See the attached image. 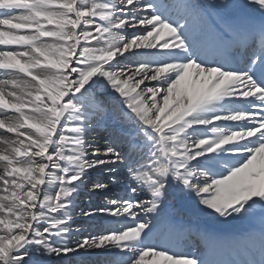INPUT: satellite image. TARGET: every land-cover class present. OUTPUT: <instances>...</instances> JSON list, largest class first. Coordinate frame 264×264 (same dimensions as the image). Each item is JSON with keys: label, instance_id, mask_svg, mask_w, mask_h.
I'll list each match as a JSON object with an SVG mask.
<instances>
[{"label": "snow or ice", "instance_id": "1", "mask_svg": "<svg viewBox=\"0 0 264 264\" xmlns=\"http://www.w3.org/2000/svg\"><path fill=\"white\" fill-rule=\"evenodd\" d=\"M246 3L264 12V0ZM169 7L163 0H0V71L30 78L0 80V110L16 114L0 118V129L16 136L0 140V264H28L32 247L56 258L107 250L127 254L123 264L150 255L153 264H203L148 243L171 185L225 220L264 209V46L243 66L210 61L190 40L187 16L173 19ZM135 29L142 32L126 36ZM259 33L264 40V25ZM133 53L137 61L122 62ZM99 88L120 100L111 117L104 100L94 109L86 102ZM123 118L135 122L142 146L131 136L124 148L86 145V131ZM131 155L138 160L127 165L128 195L145 190L150 198L82 210L84 218L131 224L70 243L79 231L68 227L71 209L88 174H118ZM57 184L46 194L45 185Z\"/></svg>", "mask_w": 264, "mask_h": 264}, {"label": "bare ground", "instance_id": "2", "mask_svg": "<svg viewBox=\"0 0 264 264\" xmlns=\"http://www.w3.org/2000/svg\"><path fill=\"white\" fill-rule=\"evenodd\" d=\"M192 1H194V0H192ZM226 1L227 0H224L225 3H226ZM101 2H106V0H101ZM220 2H221V0H218V3H220ZM220 5L221 4H219L218 8L221 11H228V8H223ZM141 32H142V30L135 29V30H128L127 33H125V34H126L127 37H129V35H135V34L141 33ZM1 50H3V49H1ZM12 50H14V49H12ZM138 57L139 56H138L137 53H133V54H131V55L128 56L127 61H123V58H121V59H122V62L133 63V62L137 61L136 58H138ZM16 78H22L23 80H29L30 79L29 77H21L20 74H15V73H13V74H7V73H4L3 71H0V80H2V79H9V80H11V79H16ZM6 90H9V89H6ZM95 93H100V94H102V96L105 95L104 97L109 98L112 102H119L120 103V100L118 99V97H116L115 95L110 94L104 88L97 89L95 91ZM5 115H7V116H13V115H16V114H14V113H4L3 110H0V118H3ZM24 131L28 132V131H31V130L25 129ZM91 131L92 130L86 131L84 135L85 136L88 135L89 136L88 137L89 139H91V137H92V139H94V141L92 139L91 140H85L86 145L87 144L94 145V146H96L97 148H100V149H105V147L107 145H109V144H114L115 146H119V147H121V146L127 147L128 137L124 138L121 134H118V136L117 135L112 136V133L111 134L108 133V135L107 134H102L104 137L101 136V137H99L100 139H97L93 135L94 133L97 134V132H91ZM106 136H108V138H110L109 144L106 143L108 141V139L107 140L105 139ZM14 139H16L15 134L8 133L5 130L0 129V140H14ZM25 143L27 144V141H25ZM142 143H143V141L140 142L139 147L142 146ZM4 147H5L4 144H0V151H3ZM137 157H138L137 155H131L130 156V159L132 160V159L137 158ZM102 170H105V169H102ZM102 170H100V169H94V170H92L90 172V176L88 175V177H86V181L88 180L89 183H93V182L94 183H97L98 180H100V179L103 178V177L100 176V174H101L100 171H102ZM96 171L98 173H96ZM0 172H2V165H0ZM108 172L109 171H107L104 175L108 174ZM118 174L117 175L114 174L113 177L112 176H109V177H112V179H117V178H119V175ZM104 177H108V176H104ZM120 179H122L121 178V175H120ZM102 180H104V178ZM117 182H121V181L118 180ZM121 184H123L124 186H126L125 183H121ZM86 186L87 185H83V187L79 190V193H78L77 198L75 199V202L79 203V205H80V202H79L80 200H83V199L86 200V199H88V196H86L87 192H84ZM53 189H54V186L45 185V192H46V194L51 195L52 192H53ZM2 194L3 193H0V195H2ZM94 195H96V194H94ZM135 197H142L143 199H148V198H150V195L145 190H138V193H137V195ZM187 197H190V196L187 195ZM192 198L193 197H190V199H192ZM84 207H85L84 205H80V207H76V209H73L74 208L73 207L71 209V215H72L73 212H79V210L84 209ZM205 211H207V210H205ZM77 214H80V213H77ZM57 215L59 216L60 214H57ZM110 219H115V218L111 217ZM121 219H123V218H121ZM93 223L94 222H92V224H91L90 221H87V220H82L81 221V219L80 220L79 219H76V221L72 222L70 225H68V227H77L79 224H84L87 227H90V230L87 231V234H88L87 237H93V236H96L95 233H94V230L95 229H94V227H92L93 226ZM86 226H83V228H85ZM120 228L121 227H117L116 229L118 230ZM75 229H78L79 231H71L70 234H69V236L67 237V239L69 240L70 243H75L76 240H78L79 238L83 237L82 235H80L81 232L82 231H83V233L85 232V230H82L81 231L80 228H75ZM53 243H58V242L54 240ZM42 251H43L42 249L39 252L32 251L31 257H29V260H28V264H30L32 262L38 264V262L45 261V260L48 261V264H57V261L60 262L59 260H66L67 258H68V260H70V258H71V260H73V261H79V260L82 259L80 257V254L81 253H83V254H85V253H96V252L102 253V252L107 251V250H92L91 252L81 251L79 253L71 254L69 256H62V257H59V258H56V257H46V256L42 255ZM30 252H31V249H30ZM107 252H113L114 253L116 251H107ZM155 259L156 258H154V257H152L150 255V256H148V257L145 258L144 264H153V261ZM70 264H72V263L70 262Z\"/></svg>", "mask_w": 264, "mask_h": 264}, {"label": "rangeland", "instance_id": "3", "mask_svg": "<svg viewBox=\"0 0 264 264\" xmlns=\"http://www.w3.org/2000/svg\"><path fill=\"white\" fill-rule=\"evenodd\" d=\"M94 97L98 99L97 96H90V97L87 98V101H86V102L90 105L91 100H94V99H95ZM89 100H90V102H89ZM125 123H126V125H127L128 127H131V128H133V129L137 130V125L133 123V120L127 118V119L125 120ZM33 250H34V251H38L39 249L36 248V247H32V248H31V251H33Z\"/></svg>", "mask_w": 264, "mask_h": 264}]
</instances>
